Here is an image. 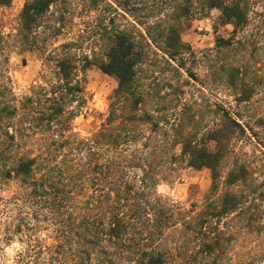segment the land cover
I'll use <instances>...</instances> for the list:
<instances>
[{
    "label": "trees",
    "instance_id": "16d2710c",
    "mask_svg": "<svg viewBox=\"0 0 264 264\" xmlns=\"http://www.w3.org/2000/svg\"><path fill=\"white\" fill-rule=\"evenodd\" d=\"M253 1L166 0L169 12L142 32L95 17L100 44L88 51L80 32L56 46L44 38L60 35L77 9L96 11L95 0H26L8 31L0 17V243L16 245L8 264H264V197L245 163L228 162L244 128L219 108L210 127L199 104L172 97L176 86L162 94L142 77L151 45L184 69L180 33L196 12L218 10V23L236 32ZM26 52L41 69L17 95L9 57ZM92 66L117 88L98 130L83 138L73 121L84 101L80 75ZM179 167L210 172L198 208L157 192Z\"/></svg>",
    "mask_w": 264,
    "mask_h": 264
},
{
    "label": "rangeland",
    "instance_id": "374dc122",
    "mask_svg": "<svg viewBox=\"0 0 264 264\" xmlns=\"http://www.w3.org/2000/svg\"><path fill=\"white\" fill-rule=\"evenodd\" d=\"M25 1L12 0L9 7L0 8L6 31L14 26ZM95 1L96 11L84 14L77 9L72 24L66 25L60 35L52 37L51 33H46L45 44L56 46L75 39L80 32L79 44L83 51H88L100 44L102 25L99 27V22L93 19L95 17H100L101 24H107L111 18L120 29L134 26L135 31L142 32L145 26L164 18L169 12L166 0ZM218 15V10H211L204 17L196 12L181 30V41L187 46L183 55L184 69L175 71L167 66L156 45H151L142 77L145 84L159 85L162 94H170V90L164 89L165 84L176 86L177 94L172 97L180 98L182 103L199 104L205 123L210 127L216 119L213 111L218 108L226 110L245 130V135L231 142L229 165L245 163L254 180L257 195L264 197V2L254 0L251 3L246 26L236 32L231 26H221L217 21ZM218 38L230 44L217 46L215 40ZM40 69L41 59L36 52L12 53L8 75L15 94H24L38 80ZM80 77L83 80L84 101L73 121V132L88 138L106 118L108 99L117 88V82L94 66ZM166 116L171 119V113ZM210 183L209 170L179 167L168 182L157 186V192L188 210L192 205L198 208L203 204ZM0 247L1 263L8 264L16 245L6 247L0 243Z\"/></svg>",
    "mask_w": 264,
    "mask_h": 264
}]
</instances>
